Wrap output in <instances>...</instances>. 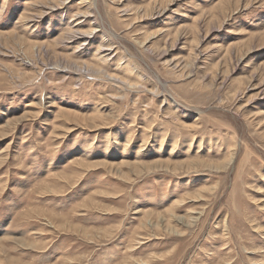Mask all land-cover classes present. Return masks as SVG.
Returning a JSON list of instances; mask_svg holds the SVG:
<instances>
[{
	"label": "rangeland",
	"instance_id": "374dc122",
	"mask_svg": "<svg viewBox=\"0 0 264 264\" xmlns=\"http://www.w3.org/2000/svg\"><path fill=\"white\" fill-rule=\"evenodd\" d=\"M0 264H264V0H0Z\"/></svg>",
	"mask_w": 264,
	"mask_h": 264
},
{
	"label": "bare ground",
	"instance_id": "6f19581e",
	"mask_svg": "<svg viewBox=\"0 0 264 264\" xmlns=\"http://www.w3.org/2000/svg\"><path fill=\"white\" fill-rule=\"evenodd\" d=\"M61 5H62V4H61ZM75 25H76V24H75ZM90 31H91V30H90ZM92 32H93V31H92ZM73 34H74V33H73ZM83 34H84V33H83ZM86 34H87V33H86ZM83 36L85 37V35H83ZM191 220H193V219L191 218ZM191 220H190V221H191Z\"/></svg>",
	"mask_w": 264,
	"mask_h": 264
}]
</instances>
